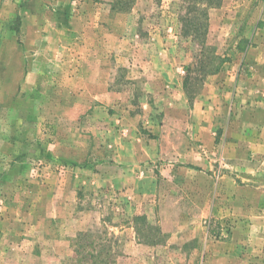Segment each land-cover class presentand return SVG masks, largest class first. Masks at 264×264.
<instances>
[{"label": "rangeland", "instance_id": "obj_1", "mask_svg": "<svg viewBox=\"0 0 264 264\" xmlns=\"http://www.w3.org/2000/svg\"><path fill=\"white\" fill-rule=\"evenodd\" d=\"M0 264H264V0H0Z\"/></svg>", "mask_w": 264, "mask_h": 264}, {"label": "trees", "instance_id": "obj_2", "mask_svg": "<svg viewBox=\"0 0 264 264\" xmlns=\"http://www.w3.org/2000/svg\"><path fill=\"white\" fill-rule=\"evenodd\" d=\"M86 234H88V232H87ZM86 234H85V235H86Z\"/></svg>", "mask_w": 264, "mask_h": 264}]
</instances>
